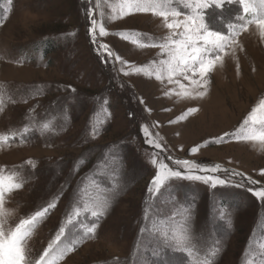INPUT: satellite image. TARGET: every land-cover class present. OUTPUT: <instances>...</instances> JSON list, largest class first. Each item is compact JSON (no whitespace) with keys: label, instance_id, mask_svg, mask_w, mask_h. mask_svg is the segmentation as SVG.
Returning a JSON list of instances; mask_svg holds the SVG:
<instances>
[{"label":"rangeland","instance_id":"rangeland-1","mask_svg":"<svg viewBox=\"0 0 264 264\" xmlns=\"http://www.w3.org/2000/svg\"><path fill=\"white\" fill-rule=\"evenodd\" d=\"M101 3L104 22L112 33L102 38L104 42L133 64H146L156 59L159 49H138L116 33L131 30L158 38L167 31L159 27L160 20L150 14H135L109 23L111 8L118 0H101ZM88 6L87 0H14L8 18L0 27V57H3L0 59V83L17 100L38 86L41 89V94L28 99L27 103L5 106L0 112V133L22 128L29 122L28 113L33 108L37 121L53 118L56 124L63 122L67 129L56 136H41L33 131L28 134V143L13 142L11 148L0 151V166L12 168L28 159L38 162L34 170L25 168L30 182L13 194L9 206L18 208L20 215L35 210L56 195L73 168L79 167L57 208L31 242L38 254L63 221L77 182L91 173L106 155H115L118 159L111 167L121 173L128 191L101 220L97 239L80 246L63 264H111L117 258L134 264L141 257L159 264L142 246L143 241L137 249L147 188L155 174L149 156L159 151L145 143L142 125L148 124L153 135L158 132L163 138L161 144L166 151L161 152L159 158L170 166L168 155L208 165L220 164L264 184V177L259 175L264 169V152L258 145L234 141L205 145L210 138L238 127L264 95V43L255 33L244 34L241 42L245 50L238 53L239 75L235 61L226 59L225 66L212 75L211 89L205 99L178 101L176 97L164 96L158 81L143 76H124L102 61L87 33L88 19L84 9ZM7 8V0H2L0 16ZM181 10L187 11L182 7ZM239 11L235 3L226 6L223 12L209 10L211 27L224 29ZM46 42L52 45L50 54L45 52ZM18 60L22 64L18 65ZM69 85L77 91L72 93ZM140 97L144 104H140ZM105 99L111 117L100 112L99 119L106 122L98 138L91 139L89 123ZM145 107L152 111L146 112ZM191 107H198L200 111L187 120H178ZM169 121L176 122L170 124ZM155 124L158 126L153 127ZM197 145L201 146L200 151L191 154V148ZM99 179L102 184H108L107 177ZM248 187L247 184L244 187L226 185L213 189L203 182L174 179L148 203L160 217H170L176 212L177 221L180 219L179 206L190 204L195 231L225 239L226 250L218 264H245L244 254L250 236L264 229V206L247 191ZM221 213L231 214V226L226 224ZM164 255L173 264H195V257L189 258L180 252L166 250Z\"/></svg>","mask_w":264,"mask_h":264},{"label":"snow or ice","instance_id":"snow-or-ice-1","mask_svg":"<svg viewBox=\"0 0 264 264\" xmlns=\"http://www.w3.org/2000/svg\"><path fill=\"white\" fill-rule=\"evenodd\" d=\"M13 3L14 0H7L8 8L4 15L0 16V27L8 18ZM234 3L239 6L240 11L225 24L224 29L212 28L208 18L209 10L223 12L226 6ZM87 4L89 6L84 9L88 19L87 33L90 43L102 61L124 76H143L158 81L163 95L168 98L176 97L178 101L205 99L211 89L212 75L218 68L225 66L226 59L235 61L239 75L238 53L245 50L241 42L244 34L255 33L259 41L264 43V0H118V3L111 8L109 23L135 14H150L160 20L159 27L167 30L158 38L131 30L116 33L120 39L130 42L138 49H159L156 59L137 65L124 59L102 39L112 33L104 22L105 12L101 0L95 2L87 0ZM181 7L187 11H182ZM142 36L145 38L141 39ZM16 63L20 65L22 61L18 60ZM68 87L72 93L77 91L71 85ZM40 94L41 89L38 86L30 90L22 99L17 100L7 92L6 86L0 83V112L7 104L27 103L28 99H35ZM139 102L144 104L143 97L139 98ZM107 104L108 100L105 99L100 111L94 113V119L89 123L88 134L91 139L98 138L106 122L99 119L100 112L102 111L108 118L111 117ZM145 111L150 113L152 109L145 107ZM199 111L198 107L188 108L178 120H187ZM34 113L35 108L29 110V122L22 128L0 133V151L11 148L13 142H18L19 145L28 143V134L33 131L41 136H56L67 130L63 122L56 124L53 118L37 121ZM175 122L169 121L170 124ZM156 126L158 124L153 125ZM142 132L145 143L159 151H153L149 156L155 174L147 188L148 197L145 201L137 249L141 247L143 241L142 246L152 253L159 264H173L164 255L166 250L183 253L189 258L195 257V264H218L226 250L225 239L218 236H204L196 232L190 204L179 206L180 219L177 221L176 212L170 217L157 216L148 201L160 195L162 190H166L172 180L185 179L203 182L213 189L226 185L244 187L247 184L249 185L247 191L264 206V184L251 176H246L243 172L223 168L220 164L208 165L168 155L170 166L163 158H159L160 153L166 151L161 144L163 138L159 133L153 135L148 124L142 125ZM233 141L258 145L260 151L264 152V95L259 97L238 127L231 132L210 138L205 141V145ZM46 146L52 145L46 144ZM200 147V145L192 147L190 153L193 155L198 153ZM117 159L115 155H106L91 173L81 177L77 187L70 194L63 221L48 240L47 246L38 254L31 242L41 225L57 208L79 167L73 168L69 178L60 185L56 195L35 210L20 215L18 208L9 205L13 194L30 182L31 177L26 174L25 168L30 167L34 170L38 162L28 159L12 168L0 166V264H63L66 258L76 252L80 246L97 239L101 220L110 214L115 203L128 191L121 173L115 167H111ZM259 175L264 177V169L260 170ZM99 177H107L108 184H102ZM221 217L228 226L232 225L230 213H221ZM169 220L171 224L168 223ZM244 255L245 264H264V229L259 234L254 231L250 236ZM111 264H127V262L117 258L111 261ZM134 264H152V261L141 257L134 261Z\"/></svg>","mask_w":264,"mask_h":264},{"label":"trees","instance_id":"trees-1","mask_svg":"<svg viewBox=\"0 0 264 264\" xmlns=\"http://www.w3.org/2000/svg\"><path fill=\"white\" fill-rule=\"evenodd\" d=\"M1 10H2V0H0V12H1ZM44 49H45L46 53L50 54L52 52L51 43L50 42H46Z\"/></svg>","mask_w":264,"mask_h":264}]
</instances>
